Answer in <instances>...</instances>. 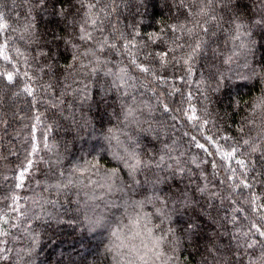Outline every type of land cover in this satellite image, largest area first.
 <instances>
[{
	"label": "trees",
	"instance_id": "16d2710c",
	"mask_svg": "<svg viewBox=\"0 0 264 264\" xmlns=\"http://www.w3.org/2000/svg\"><path fill=\"white\" fill-rule=\"evenodd\" d=\"M0 23V264H264V0H0Z\"/></svg>",
	"mask_w": 264,
	"mask_h": 264
},
{
	"label": "snow or ice",
	"instance_id": "6c2138e0",
	"mask_svg": "<svg viewBox=\"0 0 264 264\" xmlns=\"http://www.w3.org/2000/svg\"><path fill=\"white\" fill-rule=\"evenodd\" d=\"M181 2H183V0H181ZM209 2H211V0H209ZM92 7H94V5H92ZM92 23L95 24V20H93ZM6 27H7V25L0 23V29L6 28ZM201 27L203 28L202 25H201ZM183 28H184V25H182V24H181V25H178V26H177V25H173V26H172V30H173L174 32H175V31H179V30H181V29H183ZM203 30L206 32V31H207V28H203ZM82 31H84V29H82ZM187 31H188L189 33H191L193 30H192V29H187ZM154 36H155V34H153V37H154ZM90 38H91V34H90V33H86L85 35H82V36H81V39H85V40L90 39ZM176 39L179 40V37H176ZM153 42H154V41H153ZM105 43H107V40H105ZM110 46H111V47H115L116 45H115V44H112V45H110ZM184 47H185L184 44H178V45H177V48H180V49H182V48H184ZM201 47H202V41H200V40H197L195 43H188V44H187V48L189 49V51L186 53L187 58L184 59L183 62H184L185 64H189L191 61H193L194 58L196 57V55L199 54ZM101 50H103V49L101 48ZM169 51H170V52H171V51H176V49H174V48H170ZM158 55H159V58H160L161 63H162V64L165 63V62H166V61H165V58H166V56H167V53H162V54H158ZM4 59H7V57H4ZM132 63L135 64L136 67L139 68V70H140L141 72H147V71L149 70L148 68L143 67V66L140 65V64H136V61H135V60H133ZM121 71H124V70L122 69ZM7 79H8V80H11V79H12V75L9 74V75L7 76ZM190 119H196V117H195V116H192V117H190ZM244 143H245V144H248V141L245 140ZM198 147L203 148L204 146H203V145H198ZM255 150H256V149L253 148V151H255ZM225 155H226L227 158H233V157H234V151H233V152H227ZM237 163L243 164L244 162H243V161H237ZM130 166H131V168H132L133 170H136V169L140 168L141 166H147V164H146V162L143 161V160L135 159V163L131 164ZM244 186L247 187L248 185L245 184ZM252 227L255 228L256 232L259 233V235H260L261 237H264V225H262V226H257V225L254 223V224L252 225ZM248 246H249V247H253V244H249Z\"/></svg>",
	"mask_w": 264,
	"mask_h": 264
},
{
	"label": "rangeland",
	"instance_id": "374dc122",
	"mask_svg": "<svg viewBox=\"0 0 264 264\" xmlns=\"http://www.w3.org/2000/svg\"><path fill=\"white\" fill-rule=\"evenodd\" d=\"M11 91V90H10ZM7 92V87L6 86H2V85H0V96H3L5 93ZM10 93V95H9V97L10 98H13L12 100L13 101H15V92L14 91H11V92H9ZM18 94V93H17ZM113 186V185H112ZM119 225H120V223H119ZM134 248V247H133ZM134 250H135V248H134ZM139 250V249H138Z\"/></svg>",
	"mask_w": 264,
	"mask_h": 264
}]
</instances>
